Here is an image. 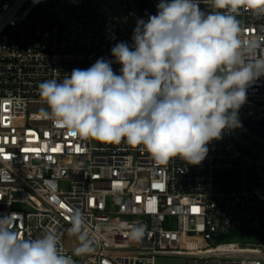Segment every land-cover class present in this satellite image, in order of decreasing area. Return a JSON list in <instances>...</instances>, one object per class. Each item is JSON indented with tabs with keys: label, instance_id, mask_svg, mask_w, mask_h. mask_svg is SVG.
Here are the masks:
<instances>
[{
	"label": "built area",
	"instance_id": "obj_1",
	"mask_svg": "<svg viewBox=\"0 0 264 264\" xmlns=\"http://www.w3.org/2000/svg\"><path fill=\"white\" fill-rule=\"evenodd\" d=\"M158 2L0 0V216H13L24 237L58 233L72 255L64 238L79 212L93 251L74 264H264V77L247 89L242 127L213 140L199 165L159 164L142 146L77 138L43 116L41 82L114 59L111 48L131 45L137 19ZM238 19L244 38L264 37V17ZM221 171L239 175L237 190L220 191ZM140 228L143 238L131 239ZM236 232L255 242L218 243Z\"/></svg>",
	"mask_w": 264,
	"mask_h": 264
},
{
	"label": "clouds",
	"instance_id": "obj_2",
	"mask_svg": "<svg viewBox=\"0 0 264 264\" xmlns=\"http://www.w3.org/2000/svg\"><path fill=\"white\" fill-rule=\"evenodd\" d=\"M156 8L137 19L131 45L111 48L114 59L41 82L42 113L77 138L142 146L159 164L179 157L199 165L213 140L242 127L247 89L264 77V37L244 38L238 19L264 17V0H159ZM16 223L0 216V264H74L73 256L93 251L79 212L68 229L79 240L72 255L58 233L24 237ZM143 236L142 228L131 233Z\"/></svg>",
	"mask_w": 264,
	"mask_h": 264
},
{
	"label": "rangeland",
	"instance_id": "obj_3",
	"mask_svg": "<svg viewBox=\"0 0 264 264\" xmlns=\"http://www.w3.org/2000/svg\"><path fill=\"white\" fill-rule=\"evenodd\" d=\"M147 2V1H145ZM16 211H23V207H15ZM255 240L252 238H227L225 240H220L218 243H239L241 246L246 244L254 243ZM79 244V240L76 235L70 232L64 238V246L70 250H74ZM156 264H188V258L178 257V256H162L157 258Z\"/></svg>",
	"mask_w": 264,
	"mask_h": 264
},
{
	"label": "trees",
	"instance_id": "obj_4",
	"mask_svg": "<svg viewBox=\"0 0 264 264\" xmlns=\"http://www.w3.org/2000/svg\"><path fill=\"white\" fill-rule=\"evenodd\" d=\"M147 0H140L141 4H145ZM216 183L220 189V191L223 192H232L238 189L239 187V175L236 172H228V171H221L216 173ZM239 235H244L241 233H233L228 237H225L222 240H225L227 238H237ZM245 236L247 238H254L255 234L253 233H246Z\"/></svg>",
	"mask_w": 264,
	"mask_h": 264
}]
</instances>
